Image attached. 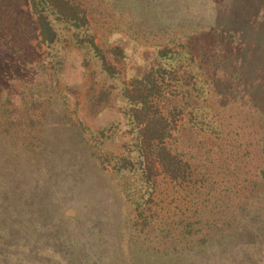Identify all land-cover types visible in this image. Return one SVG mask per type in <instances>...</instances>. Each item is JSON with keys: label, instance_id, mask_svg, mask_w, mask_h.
<instances>
[{"label": "trees", "instance_id": "trees-1", "mask_svg": "<svg viewBox=\"0 0 264 264\" xmlns=\"http://www.w3.org/2000/svg\"><path fill=\"white\" fill-rule=\"evenodd\" d=\"M163 1L0 0V137H16V142L34 145L29 149L35 155L29 162L34 164L54 148L49 126L56 130L60 142L57 129L66 124L55 126L54 117L62 113L68 118L69 133H80L74 137L78 140L60 142L62 154L77 155L79 166L94 170L99 182L100 167L128 180L122 183L133 209L128 222L143 241L126 248L136 250L139 256L179 264L228 241L235 247L243 241L242 248L249 251L255 246L257 225L259 234H264V167L256 164L253 171L242 165L248 156L252 162L264 160V94L255 87L262 83L250 44L239 47L237 59L243 65L235 72L241 77L249 75V70L251 79L256 77L255 71L258 74L254 90L250 89L252 107L246 111L224 105V99L219 100L215 93L203 99L208 104L202 105L201 89L215 83V79H203V49L199 64L192 53L179 54L191 81L173 83L172 75L178 69L172 62L180 51L171 47V39L153 45L147 67L129 74L127 47L122 40L111 41V35L124 27L127 34L159 39L155 34L159 35L169 20H163L158 31L136 26L151 24L155 13L159 16L164 7ZM180 18L185 19H180L183 23L190 19L182 13ZM196 21L202 23L193 17ZM222 23L217 16L213 30L218 32ZM225 49L232 52L228 46ZM73 53L82 54L80 67L84 71H97L107 78L105 82L111 79L122 84L116 101L120 95L124 107L119 112L128 120L129 137L121 152L102 149L113 138V128L91 133L83 143L90 130L70 117V95L78 98L85 92L89 114L95 117L113 106L114 90L118 89L116 83L107 86L96 80L90 86L63 85L64 70ZM218 53L215 69L224 59L231 63L227 54L224 58ZM261 89L264 93V85ZM186 110L191 125L180 123ZM235 117L241 121L236 123ZM4 140L0 142L6 145ZM144 248L148 254L140 255Z\"/></svg>", "mask_w": 264, "mask_h": 264}, {"label": "rangeland", "instance_id": "rangeland-1", "mask_svg": "<svg viewBox=\"0 0 264 264\" xmlns=\"http://www.w3.org/2000/svg\"><path fill=\"white\" fill-rule=\"evenodd\" d=\"M163 2L164 7L159 10V16L155 13L151 24L141 21L142 25L136 26V29L158 31L157 27H161L162 21L169 20L168 24L162 25L165 26L161 29L162 33L155 34L159 39L152 40V37L148 36L141 38L133 33L127 34L124 27L111 35V41L122 40L127 47L129 74H135L147 67V59L153 53V45L171 39V47L176 49L175 52L180 51L172 62V66L178 69V72L172 75L173 83L191 81L190 74L180 64L183 55L179 54L190 52L199 64V55L203 49L205 55H202L200 63L203 65V79H215V83L201 89V100L210 98L215 93L219 100L224 99V105L233 106L234 110L250 109V89L253 87L254 90L258 74L255 71L256 77L251 79L248 70L249 75L245 73L241 77L237 76L235 72L243 65V61L237 59V54L240 46L250 44V55L262 83L261 87H255L260 94H264L261 89L264 85V27L261 26L264 21V0ZM181 13L190 19L181 22L180 19H184L180 18ZM191 16L202 20V23L193 22ZM217 16L223 23L218 27V32H215L213 23ZM226 17L234 20L228 22L224 20ZM146 33L142 31V34ZM175 33L180 36H175ZM230 33L233 37H229ZM195 37L201 38L194 41ZM227 46L232 49L231 53L225 49ZM217 53L223 57L227 54V57L232 58L231 63L224 59L218 62V68L215 69L217 62L216 65L213 62ZM232 53L234 55H231ZM81 59L82 54H72L64 70L63 85L90 86L91 81L96 80L107 86L116 83L118 89L114 90L113 106L95 117L89 114L85 92H81L78 98L70 95V117L72 120L82 121L90 130L89 135H84L85 138L82 135L83 143L90 138L91 133L113 128V138L106 141L102 149L111 153L121 152L126 137H129L128 120L119 112V109L124 107L120 95L116 101L122 84L111 79L105 82L107 78L97 71H84L80 67ZM206 104L207 100L202 102V105ZM188 113L189 110H186L180 118V123L191 125ZM230 114L231 111L227 110V115ZM54 119L55 126H58V123L66 124V127L70 125L68 118L62 113ZM234 120L236 123L241 121L239 117ZM66 127L57 129L60 142H66V139L76 140L74 137L80 132L71 130L69 133ZM47 131L54 148L49 154L39 157L34 164L29 162L32 161L29 157L35 156L29 150L34 148V145L30 146L29 143L18 139L16 142V137L15 140H4L0 137L6 142V145L0 142V264H166L151 261L149 256H139L136 250L126 248L140 245L143 240L141 241L140 236L137 237L132 223L128 222L133 209L130 208L126 193L122 191V183L128 182L124 175L119 177L100 167L97 169L99 182L94 170H83L79 166L77 155L71 154L72 156L68 157L62 154L63 146L53 127L49 126ZM201 139L197 137L198 141ZM69 148L71 149V145ZM244 160L242 165H246V169L254 171L256 164L264 167V160L262 163H256V160L252 162L251 156L244 157ZM259 232L257 225L253 234L255 246L249 251L246 247L242 248L243 241L237 242L239 247L232 246L228 241L227 244L198 253L194 258H184L179 264H264V234L260 235ZM146 252L148 249L144 248L140 255L148 254Z\"/></svg>", "mask_w": 264, "mask_h": 264}]
</instances>
